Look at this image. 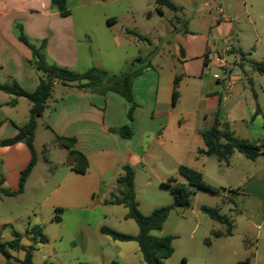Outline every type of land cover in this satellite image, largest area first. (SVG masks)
<instances>
[{"label": "crops", "instance_id": "0c3cea01", "mask_svg": "<svg viewBox=\"0 0 264 264\" xmlns=\"http://www.w3.org/2000/svg\"><path fill=\"white\" fill-rule=\"evenodd\" d=\"M69 2L70 0L66 1L67 9ZM178 10L177 8L176 11ZM215 11L222 14L221 8ZM105 19L107 25L114 26L118 23V18L114 16ZM184 23L187 25V22ZM213 23L222 37L227 27V19L214 16L209 20V28ZM18 27L29 44L35 47H39L45 40L42 55L48 63L56 64L74 73H82L96 66L95 61L89 60L91 55L88 54L90 45L88 37L84 33L81 34L82 42L76 36L70 11L68 16H60L57 9L51 6V0H0V83L14 80L23 90L32 92L39 80V73L30 64L31 51L18 40ZM174 32V57L179 73L172 71L171 80L165 89L160 88V76L151 62L139 57L133 60L139 59L140 67H149L145 68L132 83L135 109L132 112L130 122L132 134L129 139L121 138L109 131L127 124L125 101L112 92L101 95L56 85L42 116L44 127L51 133L53 140L56 136L75 138V149L81 152L88 162L87 172L82 176H91L89 172L91 159L102 166L103 171L98 177L73 178L76 184L72 188L80 191L81 196H85L93 208L100 206L101 203L104 207H111L121 205L104 204V201L110 198L111 192L99 193V187L106 179L117 183L116 179L122 175L124 165H129L134 170V192L136 171L140 169H146L145 174L153 175L157 182L175 179L176 177L171 173L159 175L155 171L158 164L166 157L177 160L176 170L179 166L187 164L183 163V160L189 159V163L194 164L189 167L200 172L207 184L217 189L224 188L221 181H217L218 183L206 181L199 169V166L203 168L206 161L212 157L199 153L200 150L205 149L200 132L208 129L216 116L220 124H227L235 137L259 146L260 154L255 159L249 160L234 151L227 163L217 159L218 169L222 174L233 175L240 179L238 184L241 185H236L239 187L234 189L233 193L241 199V208L243 212H249V219L245 220L243 226L245 229L241 232L234 231L235 228L231 229L229 234L226 231H217L214 233V239L220 241V254L225 257L229 253L236 256V251L244 250L243 259L233 261L231 264L247 258L250 264H259L260 245L262 249L264 245V130L262 128L264 109L254 101L255 107L252 106L249 113L252 116L250 123L247 113L235 116L234 110L242 100L244 101L246 89L244 78L232 76L225 71L227 64L220 57L222 52H218L209 35H198L185 28ZM125 34L128 35L127 32ZM80 44H85L87 55H83L82 59L78 50ZM100 69L104 70L102 67ZM218 70H223V74H218ZM175 76L179 77L177 84L179 98L173 105L171 100ZM227 77L232 83L230 91L225 89ZM247 82L251 83V81ZM261 90L264 91V86H261ZM252 96L257 100L253 90ZM23 99L17 98V103L12 106L9 105L11 97L0 93V134L3 130L8 134L7 137H0V142L14 137L17 127L26 123L27 115L23 114L17 119L12 117L24 107L29 116L30 103L27 101V104ZM182 105L189 107L182 108ZM257 108L259 113H255ZM256 123L259 130L251 128V125ZM238 126L242 128L240 133H237ZM162 154L165 155L164 158ZM29 160L30 153L25 144L18 142L9 146L0 145V201L2 197L14 198L18 195H4L1 190L15 192L18 189L20 172L27 166ZM34 168L35 166L20 195L24 193ZM68 171L74 173L70 169ZM176 172V175H179L178 171ZM175 180L179 183L186 182L183 178L182 181ZM166 188L169 190L167 186ZM197 197L195 193V199ZM243 198L248 202L245 203ZM65 201L54 203L52 208L54 210L77 208V199H65ZM13 223V219L9 217L2 219L0 215V242H8L12 239L5 240L4 232L7 228L11 229L12 237V232H15ZM28 227H31L29 223L25 231ZM232 239L235 241L233 242ZM251 246L254 248V253L249 256L246 251ZM2 259L4 258L0 254V263Z\"/></svg>", "mask_w": 264, "mask_h": 264}, {"label": "rangeland", "instance_id": "374dc122", "mask_svg": "<svg viewBox=\"0 0 264 264\" xmlns=\"http://www.w3.org/2000/svg\"><path fill=\"white\" fill-rule=\"evenodd\" d=\"M168 1L179 10L173 12L167 6H159L156 0H70L68 10L76 36L82 41L80 35L84 33L89 39V60L95 61V68L102 67L107 74L120 76L126 71L139 68V63L133 61L139 57L155 67L160 76L161 89H165L170 82L172 71L179 73L174 57V31L185 28L198 35H209L218 52H222L220 57L227 64L225 71L232 76L244 78V101L237 105L233 114L239 116L247 113L250 123L252 116L249 113L252 106L255 107L254 101L264 109V91L261 90V86H264V75L252 69L255 63L264 64V0ZM158 8L163 11L162 15ZM217 8H221L222 14L216 13ZM108 16L117 17L118 23L114 26L107 25L105 18ZM214 16L228 21L222 37L214 23L209 28V20ZM127 31H132L149 42L139 40L137 35ZM84 48L85 44L78 47L81 59L83 55L87 56ZM217 72L223 74V70ZM251 88L257 95V100L253 98ZM23 100L27 102L26 99ZM181 107L188 109L189 105ZM27 112L24 107L12 117L17 119L23 114L28 117ZM251 128L259 130L257 123L251 125ZM237 129V133H240L242 128L238 126ZM7 136L5 130L0 134L1 138ZM33 147L36 164L24 193L14 198L2 197L0 201V215L2 219L9 217L14 220V231L22 235L21 245L34 246L33 264H144L136 242L113 241L100 232V228L105 227L117 233L137 235L139 229L136 223L124 217L127 209L122 205L104 207L102 203L93 208L86 197L81 196L80 191L72 188L76 184L73 178L98 177L103 171L102 166L91 159V176L70 173L64 165L67 154L56 145L51 133L44 127L42 117L36 120ZM162 157L165 155L162 154ZM175 161L177 160L166 157L155 168L156 173H171L175 179L182 181L176 175ZM183 161L187 163V167L194 165L189 163V159ZM199 167L206 181H221L224 188H219L217 193H211L191 187L190 206L173 208L161 230L152 232L156 236L172 238L173 252L163 261L164 264H231L243 259V249L236 251V256L231 253L227 257L220 254V241L214 239L215 232L226 231L227 223L236 232L245 229L243 226L245 220L249 219V212H243L241 199L233 193L239 187L236 185H241L238 184L240 179L222 174L215 156L210 157L203 168ZM145 172L146 169L136 171L135 183V198L142 215H148L154 209L172 203L171 194L166 188L169 179L157 182L153 175ZM99 188V193L109 191L118 195L123 187L114 180L106 179ZM65 199H77V208H64L55 212L52 205L64 203L67 201ZM243 201L248 202L244 198ZM202 206L216 209L220 215L226 217L227 223L212 219L201 210ZM55 216L60 220H56ZM28 223L30 226H39L46 241L41 243L38 236L34 238L25 234ZM4 237L5 240L12 238L11 229L5 230ZM260 247L259 264H264V245L263 249L262 245ZM10 253L12 258L2 259L0 264H20L23 252ZM246 253L252 256L253 246Z\"/></svg>", "mask_w": 264, "mask_h": 264}, {"label": "trees", "instance_id": "16d2710c", "mask_svg": "<svg viewBox=\"0 0 264 264\" xmlns=\"http://www.w3.org/2000/svg\"><path fill=\"white\" fill-rule=\"evenodd\" d=\"M67 0H51V6L57 9L59 15L62 17L69 15V10L66 7ZM159 6H167L170 10L176 11V6L168 0H156ZM159 14H162L158 8ZM133 35H137L132 31H127ZM139 40L149 42V40L137 35ZM18 40L22 42L30 51L32 58L30 64L39 73V80L36 88L32 92L23 90L16 81L9 80L6 83H0V93L11 97L9 105H15L17 98H24L30 103L29 116L25 124L17 127V133L14 137L2 140L1 146H9L18 142L25 144L30 153V160L27 166L20 172L18 180V189L15 192L1 190L4 195L20 194L23 191L25 182L36 164V155L33 147L34 131L36 128V120L41 118L48 107V100L50 99L53 88L56 85L63 87L75 88L78 90H87L98 94H105L112 92L122 97L126 104V119L127 124L117 128L109 129L111 133L119 135L121 138L129 139L132 131L130 122L132 121V112L135 109V104L132 97V83L145 68L149 66H142L130 71H126L120 76L109 75L104 70L91 67L82 73H74L66 68H62L53 63H48L43 55L42 50L45 46L43 40L39 47H35L27 41L23 35L20 27H18ZM180 54L183 52L180 49ZM135 61L139 62V59ZM252 69L264 75V64L255 63ZM178 76H175L173 81L172 104H176L179 98L177 90ZM255 113H259L258 108ZM262 128L264 130V115H262ZM205 149L200 150L199 153L206 156H215L219 161L227 163L234 151L241 153L249 160L255 159L260 154V147L250 143L246 140L238 139L229 130L227 124H220L215 116L211 126L200 132ZM56 145L65 150L67 155L65 159V166L77 174L83 175L87 172L88 162L86 157L75 149L76 140L73 137L56 136ZM178 174L185 179V183L176 182L175 179H169L167 187L172 197V203L168 206L154 209L148 215H142L138 210V204L135 200L134 192V170L129 165L122 166V175H120L116 182L122 185V190L115 195L110 194V198L104 201V204L122 205L127 209L125 219L133 220L138 226L139 232L136 236L117 233L105 227L100 228V232L108 236L113 241L129 242L134 241L138 246L141 259L144 264H164V260L171 256L173 249L171 247L170 236H156L152 232L160 231L165 222L169 212L175 207L186 208L191 203V187L197 190L209 191L217 193L219 189L207 184L200 172L187 167L179 166ZM201 210L209 215L212 219L227 223L225 216L219 214L214 208L202 206ZM60 211L56 209L55 212ZM56 220H60L55 216ZM231 225L227 223L226 232L229 234ZM25 234H29L36 238L38 236L39 242L46 241V238L41 233L39 226L28 227ZM22 235L17 232H12V239L8 242H0V254L5 260L12 258L10 252H23V257L19 261L20 264H33L32 251L34 246H22ZM235 264H250L249 259L238 261Z\"/></svg>", "mask_w": 264, "mask_h": 264}, {"label": "built area", "instance_id": "2783aa9c", "mask_svg": "<svg viewBox=\"0 0 264 264\" xmlns=\"http://www.w3.org/2000/svg\"><path fill=\"white\" fill-rule=\"evenodd\" d=\"M231 88H232V83L230 82L229 78L227 77V78L225 79V89H226L227 91H230Z\"/></svg>", "mask_w": 264, "mask_h": 264}]
</instances>
